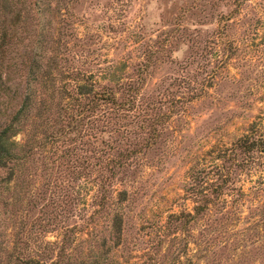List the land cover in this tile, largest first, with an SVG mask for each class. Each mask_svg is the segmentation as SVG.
Listing matches in <instances>:
<instances>
[{"label": "rangeland", "instance_id": "1", "mask_svg": "<svg viewBox=\"0 0 264 264\" xmlns=\"http://www.w3.org/2000/svg\"><path fill=\"white\" fill-rule=\"evenodd\" d=\"M43 1L34 18L44 36L87 39L79 60L146 50L155 63L144 92L160 87L177 98L131 180L115 186L103 207L77 201L75 223L89 227L74 251L95 240L98 264H264V0ZM180 28L187 29L181 39ZM245 133L259 150L249 156L237 148ZM43 176L37 173V191ZM25 208L24 201L14 206ZM32 229L41 244L55 239L54 231Z\"/></svg>", "mask_w": 264, "mask_h": 264}, {"label": "trees", "instance_id": "2", "mask_svg": "<svg viewBox=\"0 0 264 264\" xmlns=\"http://www.w3.org/2000/svg\"><path fill=\"white\" fill-rule=\"evenodd\" d=\"M43 2L0 0V264H98L95 240L84 252L71 247L89 227L75 223L76 203L88 198L103 207L115 186L131 180L176 113L167 104L177 98L160 87L144 92L155 63L146 50L79 60L87 39L44 36L47 28L34 18ZM237 141L243 155L259 151L247 133ZM37 173L42 191L33 187ZM118 193L125 199V190ZM23 201L27 208L17 213ZM32 210L39 215L29 219ZM33 226L55 239L41 244ZM111 228L119 234L120 216L112 215Z\"/></svg>", "mask_w": 264, "mask_h": 264}]
</instances>
